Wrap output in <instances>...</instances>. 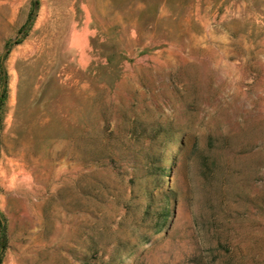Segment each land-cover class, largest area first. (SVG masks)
Masks as SVG:
<instances>
[{
    "label": "rangeland",
    "instance_id": "374dc122",
    "mask_svg": "<svg viewBox=\"0 0 264 264\" xmlns=\"http://www.w3.org/2000/svg\"><path fill=\"white\" fill-rule=\"evenodd\" d=\"M0 63V264H264V0H0Z\"/></svg>",
    "mask_w": 264,
    "mask_h": 264
},
{
    "label": "trees",
    "instance_id": "16d2710c",
    "mask_svg": "<svg viewBox=\"0 0 264 264\" xmlns=\"http://www.w3.org/2000/svg\"><path fill=\"white\" fill-rule=\"evenodd\" d=\"M37 4V2H36ZM31 21V17H30ZM0 69H1V84L3 86V91L2 94L0 95V102L2 101L1 99L3 98V92L5 90V85H4V78H3V67L2 64L0 63ZM142 134L144 135L145 139L149 140L148 144V150L151 152L153 151L154 155H157V151H163V155L165 153L168 154V144L173 141H177L180 137L184 138V135H181V129L176 127L172 121L167 123L166 125L160 124L158 122H153L151 124L145 125L142 129ZM155 164V159L150 162V165ZM163 177V176H162ZM167 198L166 200H168ZM147 201V210H148V216L154 217L157 219V227H156V232H160L164 224L166 223L169 215H170V210L167 208L165 205V202L161 206H157L153 208V206L156 204V200L154 199L153 196L150 195V197L146 198ZM167 204L169 201H166ZM123 248L122 244H119L115 249L112 255L106 258V251L104 249H100L98 245L95 246L93 255L94 258L96 259V264H114V257L116 254H119ZM2 251L3 247H0V263H1V257H2Z\"/></svg>",
    "mask_w": 264,
    "mask_h": 264
},
{
    "label": "bare ground",
    "instance_id": "6f19581e",
    "mask_svg": "<svg viewBox=\"0 0 264 264\" xmlns=\"http://www.w3.org/2000/svg\"><path fill=\"white\" fill-rule=\"evenodd\" d=\"M43 42V41H42Z\"/></svg>",
    "mask_w": 264,
    "mask_h": 264
}]
</instances>
